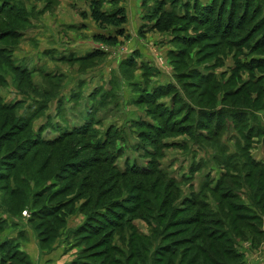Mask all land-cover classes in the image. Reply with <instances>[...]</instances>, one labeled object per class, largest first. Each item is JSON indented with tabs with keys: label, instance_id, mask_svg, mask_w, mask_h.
Here are the masks:
<instances>
[{
	"label": "rangeland",
	"instance_id": "rangeland-1",
	"mask_svg": "<svg viewBox=\"0 0 264 264\" xmlns=\"http://www.w3.org/2000/svg\"><path fill=\"white\" fill-rule=\"evenodd\" d=\"M60 1L0 0V8L12 7L0 10V48L7 50L0 59V95L32 99L13 113L35 116L25 126L0 112V244L8 245L0 250V264H264V0H141L135 14L145 26L137 35L153 42L158 64L172 75L160 86H173L163 99L133 85L137 64L117 65L116 54L129 49L131 36L100 44L107 54L101 60L62 64L57 74L25 79L13 72L10 63L20 67L21 57L12 55L14 49L35 53L48 44L35 41L43 25L55 42L70 43L59 19L68 22L72 14H58ZM205 7L214 8L207 25L205 18H193ZM14 30L21 34L17 40ZM102 62L129 83H104L94 97L107 92L100 104L108 111L89 119L91 113L75 112L80 100L73 99L84 89L82 73ZM142 73L143 81L147 74L158 78L154 70ZM63 92L69 102H57ZM121 99L117 119L109 118ZM88 122L101 142L113 141L106 155L93 150L89 136L35 143ZM173 126L172 133L158 134ZM107 132L115 135L107 138ZM45 186L53 188L36 196ZM16 187L19 193L10 196ZM56 206L63 210L41 218ZM230 241L238 257L222 260L219 253ZM210 257L220 263H209Z\"/></svg>",
	"mask_w": 264,
	"mask_h": 264
},
{
	"label": "crops",
	"instance_id": "crops-1",
	"mask_svg": "<svg viewBox=\"0 0 264 264\" xmlns=\"http://www.w3.org/2000/svg\"><path fill=\"white\" fill-rule=\"evenodd\" d=\"M92 3H99L100 11L105 15L108 14L110 15L120 10V12L123 15L125 14L124 15L126 20L125 24L122 25L121 27L99 26L91 18ZM140 3L141 0H62L57 4L56 8L58 7L59 9L58 14L63 13L66 16L70 13L72 14L71 19L67 17L68 22L63 23L61 18L59 19L60 25L62 26L63 30H68L69 33L68 38L70 43L68 45H63L58 42H55L53 35L50 32H47V29L45 28L46 26L43 25L42 34L36 35L35 41L37 40V41H45L46 43L48 42L46 46L40 48L38 47L39 49L35 50V53L33 51H25L23 49H20L18 52L17 50L19 48L17 47L16 50L15 49L13 50L12 55L14 57H16L15 55L17 54L21 55V57L17 58L16 60H18L20 68L30 73V76L34 74H43V75H49L51 73L57 74L59 73L60 71L59 69L60 67H62V64L63 65L65 64L67 65L68 63L77 64L82 62L83 63L89 62L92 60H98V59L101 60V58H103L102 56L104 55L106 56L107 54L100 49V44L103 43L96 40V37L103 36L105 38L111 37V38H117L118 40H123L124 36L125 37L131 36L129 38L130 40L129 42L131 43L129 49H126L123 52H118L116 54L118 56L117 65L129 66L128 63L132 58L134 60V63L137 64L138 66L137 68L141 69L139 70L140 72H138L140 76L132 81L133 85L140 87L142 85V87H146L147 92L154 91L157 87L164 85L163 80H165L166 78L172 79L171 78L172 75L168 73L165 69L161 68V65L158 64L156 58L158 53L155 47H152L153 42L148 44L147 43L148 41L142 40L140 36L137 35L138 32H140V27L145 26L144 24H142L141 21H139L138 18H136V14H135L137 12L141 13ZM134 7H137V9L133 10L132 8ZM32 28L31 30H28L27 32H25V34H23L25 35V37L22 35V38L24 37L23 39L24 42H26L27 37L30 36L29 32H34V29ZM38 29L40 28L38 27ZM43 29H45L46 31ZM36 31L37 30L35 29V32ZM119 31H122L123 33L122 36L118 35ZM72 33L75 34L81 33L84 36V38L79 39L81 38V36L76 37L73 36ZM50 43L52 45H50ZM155 43L158 45V41ZM34 56L38 58L36 61H34L35 60ZM104 65L105 64H103L102 62L96 69H92L89 73L88 72L82 73L83 75H81L80 76L81 78L79 79L84 81V89L82 88L81 91H77L78 94L74 92L76 94V97L71 95L70 93L72 98L75 97L73 100L76 99L80 100L78 104L74 103V105L72 106L78 110V111L75 110V112L81 113L80 111H82L81 115L91 113L89 119L94 117V119L97 120L101 115L100 113L106 110V105L100 104L103 94L101 96L94 97L97 93L100 92L104 83H108L110 81V83L113 84L114 80L119 85L120 84L124 85V83H129L126 82V80H124L123 78H122L123 80H121L119 73L117 71H113L114 68L111 67V64H106L107 67ZM14 66L17 67L18 64L16 63ZM109 66L112 69L111 71H109L110 70V68H108ZM146 70H149L150 72L154 70L155 75H157L158 78L154 77V75L152 74L151 75L147 74L146 78L148 79V81H143V78L141 77V75L143 74L142 71L146 72ZM161 70H163V73L161 72ZM147 84L148 86H146ZM35 86L37 88L39 87L38 85ZM87 87L88 89H86ZM83 94L85 95V97ZM9 96H10L9 94L6 95L1 94L0 98H2L4 103H11L12 101H15L14 103L23 102L25 104H30V102L33 101L32 99H28V98H26L25 100L24 99L25 97L22 96L19 99V96H17L14 93L12 98L8 99ZM68 100L69 99H67V96L63 92L62 94L60 93V95L58 96L57 102L59 101L63 103L64 101L67 102ZM96 102H98L97 105H101V106H97ZM124 105L125 104L121 99L119 104V109L111 110V115H109V118L117 119L116 117H114V115L117 113V111H120ZM102 108L104 110H102ZM45 117L46 120L49 118L48 116ZM59 119H61L62 124H64V122L67 123L65 117L62 116L61 114L59 115ZM57 123H59V120H57ZM42 127L43 125L37 128V130L42 129Z\"/></svg>",
	"mask_w": 264,
	"mask_h": 264
},
{
	"label": "trees",
	"instance_id": "trees-1",
	"mask_svg": "<svg viewBox=\"0 0 264 264\" xmlns=\"http://www.w3.org/2000/svg\"><path fill=\"white\" fill-rule=\"evenodd\" d=\"M162 5H164V4H162ZM162 5H161V7H162ZM8 5L7 4H5V5H2V7L0 8V10L2 9L3 10V8L4 7H6V8H12V7H7ZM160 5H158V7L157 8H155L154 9V12H155V14H157L159 11H160ZM184 8L186 9V11H189L190 9H189V6L188 5H186V6H184ZM195 9V8H194ZM196 10V9H195ZM10 11H13V10H10ZM221 11V10H220ZM220 11H219V13H220ZM199 12V14H195L194 16H193V18H195V19H199V20H201V21H203L202 19H200L199 17L201 16V17H203V18H205L204 19V21H206V25L210 22V23H213V21H214V18H213V16H214V8L213 7H208V8H204L203 9V12L202 11H198ZM166 14V13H165ZM161 15V14H160ZM162 15H163V13H162ZM167 16L168 17H171L172 15H171V12H169V13H167ZM175 16V15H174ZM91 18L93 19V21L94 22H96L99 26H101V27H106V26H112V27H121L122 25H124L125 24V22H126V20H125V17L123 16V14L120 12V10L118 11V12H114V13H112V14H108V15H105L104 13H102L101 11H100V4L99 3H92L91 4ZM235 19V18H234ZM161 20V18L158 20V21H160ZM159 23H157V27L159 26L158 25ZM155 28V27H154ZM258 28V27H257ZM156 29V28H155ZM13 32H15V34L13 35V38L14 39H16L17 37L18 38H20L21 37V34H20V32L18 31V30H14ZM122 31H119L118 32V35L119 36H122ZM1 37V36H0ZM17 40V39H16ZM96 40H98V41H100V42H102V43H105V44H107V45H116L117 44V38H111V37H108V38H105V37H103V36H98V37H96ZM187 40H189V39H187ZM235 44H237L236 43V41L234 42ZM233 43V44H234ZM257 46H255L254 48L253 47H251V50H255V49H257L258 48V46H260L258 43L256 44ZM6 52H7V50L5 49V48H0V59H1V56H5L6 55ZM9 61V60H8ZM7 62V61H6ZM8 63V62H7ZM129 66H133L135 63H134V60L131 58L130 59V61H129ZM15 65V63H10V68H11V70L13 71V72H15L16 74H18L20 77L21 76H23L25 79H28V77L30 76V73H28L26 70H23V69H21L20 67H15L14 66ZM259 67H264V63L262 64V65H259ZM45 76H47V75H45ZM206 78H204V80H205ZM202 80V79H201ZM156 90V91H155ZM154 91V95H150V96H155L156 98H164L165 96H167V93H171V92H173V86H172V84H169V85H167L166 87H159V88H157V89H155ZM145 95H146V93H145ZM106 96H108V94L106 93V94H104L103 95V97H105L106 98ZM102 97V98H103ZM152 98V97H151ZM145 99H147L148 101H150V97H145ZM174 100H176L177 101V98L176 97H174ZM49 101V99H47V100H44L43 102H40L39 104H38V109L35 111V113H37V112H39V110L43 107H45L46 106V103ZM104 102H105V100H104ZM154 103L153 101H150V103ZM18 105H19V103H17V104H6V103H3V100L0 98V112L1 113H4V115H7L8 117H9V114H11L13 117V119H16V121H18V122H21L23 125L25 124V126L26 125H28L29 124V122L31 121V120H33L34 118H35V116H31V117H29V118H27V117H21V116H19L18 118L20 119H18V118H16V116L14 117V113H13V111L16 113L17 112V107H18ZM103 105H105V103H103ZM34 113V112H33ZM34 113V114H35ZM208 116H210V117H213V116H215V114L213 115V113H209V114H207ZM38 116V114L36 115V117ZM202 117H203V115H201ZM9 119H10V117H9ZM203 119V118H202ZM219 119V118H218ZM218 119H217V123L219 124V121H218ZM168 120H169V117L168 118H166L165 119V117H164V121H163V123L164 124H166V125H168L169 124V122H168ZM218 124H216V125H218ZM203 124H201L200 126L198 125L197 126V128L199 129V131H202V128H204L203 126H202ZM137 126H140L139 124L137 125ZM5 127H9L8 126V124L6 123L5 124ZM4 127V128H5ZM24 127V126H23ZM148 128V130H150L149 128H151L150 126H147ZM202 127V128H201ZM216 127V126H215ZM11 128V127H10ZM12 129V128H11ZM152 129V128H151ZM177 129H180V128H176L175 130H177ZM183 130H185V128H182ZM172 130H174V126L173 127H171L170 129H168V130H162V131H160V133H158V134H161V133H164V132H166V133H172L173 131ZM32 133H33V131H31ZM99 132L96 130V129H94V126H93V124L92 123H90V122H88L87 124H85V125H83V126H81V127H78V128H75V129H73V130H71L69 133H66V134H62V135H59V137L58 138H56L55 140H53V141H50V142H43V143H39V142H37V141H35V143L36 144H38V145H43V146H45V145H55V144H57V143H60L61 141H63V140H65V138H69V137H72V136H80V137H87V136H89V137H87V138H90V137H94V141H92L91 142V144H90V146L91 147H93V150H99V149H101V152L100 153H104V155H106L107 154V151H108V147H112L113 146V141H109L108 139H107V144H106V142H101L100 141V139H99V137H98V134ZM10 134H13V133H11L10 132ZM34 134V133H33ZM35 135V134H34ZM115 135V133H109V132H107V138L109 137V136H114ZM142 135V134H141ZM200 135L202 136V134L200 133ZM11 136V135H10ZM35 136H37V135H35ZM38 137V136H37ZM146 136H144L143 138L146 140L147 139V137L145 138ZM113 140H114V138H113ZM41 141V140H40ZM4 142H6V141H4ZM42 142V141H41ZM27 145H28V143H27ZM29 146V145H28ZM23 148H26L25 146H23V147H21V148H19V149H17V151L18 150H21V149H23ZM25 157V156H24ZM100 161H106L107 162V159H103L102 157L100 158ZM46 165V164H45ZM45 165H44V167H45ZM43 167V168H44ZM135 168V167H134ZM136 171V170H135ZM132 174H134V173H132ZM53 187L52 186H45L44 188H42L41 190H39L38 192H37V194H36V196H40V197H42L45 193L47 194L48 193V190H50V189H52ZM62 191V189H60V190H57V191H55V192H53L51 195H52V197L53 198H58V197H60V192ZM17 193H19V189L16 187V188H12L10 191H9V195L10 196H14L15 194H17ZM14 194V195H13ZM66 203V202H65ZM60 210H63L62 209V206H56V207H54V208H52V209H49V210H43V212H40V214L42 215V217L41 218H43L44 216H48V217H53L54 215H56V213L57 212H59ZM46 211V212H45ZM107 211V210H106ZM110 211V210H109ZM113 212V211H112ZM102 215H105V216H107L105 213H103ZM99 221V220H98ZM227 241V240H226ZM227 244H228V247L225 249V250H223V249H221V253H219V255H220V257H221V259L222 260H224V259H228L229 258V256H233V258L235 259L236 257H238L236 254H234V253H232V246H233V244H232V242L230 241V244L227 242ZM6 246H8L7 244H0V250L2 249L3 250V248H6ZM201 250H203V249H201ZM224 251V252H223ZM15 253L17 252V250H15L14 251ZM223 252V253H222ZM17 254H19L18 252H17ZM21 255V254H20ZM15 256V255H14ZM210 260H209V263H212V261L213 262H216V263H220V261H218V260H216L215 258H213V257H210L209 258ZM233 259V260H234ZM194 260V259H193ZM206 260V258L204 257L203 258V261H205ZM2 261V260H1ZM21 262H23L24 263V261H23V258H21ZM28 263H29V261H28Z\"/></svg>",
	"mask_w": 264,
	"mask_h": 264
},
{
	"label": "built area",
	"instance_id": "built-area-1",
	"mask_svg": "<svg viewBox=\"0 0 264 264\" xmlns=\"http://www.w3.org/2000/svg\"><path fill=\"white\" fill-rule=\"evenodd\" d=\"M101 49H104L103 47H101Z\"/></svg>",
	"mask_w": 264,
	"mask_h": 264
}]
</instances>
